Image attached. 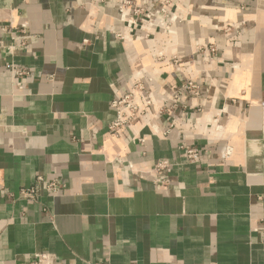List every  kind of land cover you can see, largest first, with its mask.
Segmentation results:
<instances>
[{"label":"crops","instance_id":"crops-1","mask_svg":"<svg viewBox=\"0 0 264 264\" xmlns=\"http://www.w3.org/2000/svg\"><path fill=\"white\" fill-rule=\"evenodd\" d=\"M120 1L0 0V28L30 38L0 50V264H264V0H129L166 32L123 24ZM136 85L145 117L109 133ZM158 160L178 164L166 185Z\"/></svg>","mask_w":264,"mask_h":264},{"label":"built area","instance_id":"built-area-1","mask_svg":"<svg viewBox=\"0 0 264 264\" xmlns=\"http://www.w3.org/2000/svg\"><path fill=\"white\" fill-rule=\"evenodd\" d=\"M167 2H163L166 4ZM118 15L119 19L123 24L128 26H137L138 19L139 24L147 23L148 26L157 30L159 32H166L170 30L172 26V22L174 21V16L169 15L165 9H160L158 14H155L152 10L142 9L139 7H135L133 3L129 0H121L118 5ZM136 17V18H135ZM135 18V20H134ZM17 33L21 34L22 37H17ZM0 34L8 36L9 43L5 44L0 39V50L4 51L6 56L12 57L17 52L24 51L28 47L29 37L25 35L24 26L20 31H17L12 25L4 26L0 28ZM117 37H119L117 35ZM216 47L210 45L207 49V53L210 56H214L216 54ZM174 62L177 63V60L174 59ZM7 67L12 75L17 78H21L25 76L27 73L24 70L18 69L12 62L7 64ZM13 86L17 89H22L21 82L15 81L13 82ZM142 90L141 85H136L133 87L132 90L127 92L124 95L118 96L114 98L111 102V108L115 111L116 118L115 121L108 127V132L112 134H117L122 129L129 128L131 123L138 117L142 116L145 117V111L140 110L138 105L135 102V95L137 91ZM181 91H187L192 94L197 93V87L193 85L191 82L187 83L186 85L182 86ZM176 98V95L173 97ZM145 108L150 106V101H146L144 104ZM148 126V124H147ZM137 142L143 143V139H137ZM181 150L184 153L185 162L188 164H198L199 163V156L196 149L192 147H183ZM226 153H223L225 156ZM176 163H170L167 160H158L155 162L153 168L150 170L151 172V179L154 184L166 185L168 183L167 176L169 175L170 170L177 166ZM129 169H132V166L129 165ZM37 184H42L43 181L40 177L37 178ZM45 190L52 194L57 191L56 186L53 184L43 185ZM20 194L23 196H30L33 197L35 194L34 188L23 189L20 191ZM264 245V241H263ZM29 264H60L58 263L52 256L48 254H39L34 256V258L29 262Z\"/></svg>","mask_w":264,"mask_h":264}]
</instances>
